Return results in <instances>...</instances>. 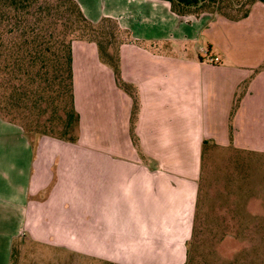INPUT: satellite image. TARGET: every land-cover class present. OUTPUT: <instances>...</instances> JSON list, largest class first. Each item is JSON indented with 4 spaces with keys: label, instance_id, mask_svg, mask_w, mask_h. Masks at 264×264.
Segmentation results:
<instances>
[{
    "label": "crops",
    "instance_id": "0c3cea01",
    "mask_svg": "<svg viewBox=\"0 0 264 264\" xmlns=\"http://www.w3.org/2000/svg\"><path fill=\"white\" fill-rule=\"evenodd\" d=\"M76 1L90 21L111 17L128 31L119 67L137 111L131 127V97L95 43L74 40L76 141L35 137L0 117V264H11L22 234L91 246L116 263L179 264L204 140L264 154V68L254 71L264 62V4L235 19L178 15L166 0ZM187 44H205V55Z\"/></svg>",
    "mask_w": 264,
    "mask_h": 264
},
{
    "label": "rangeland",
    "instance_id": "374dc122",
    "mask_svg": "<svg viewBox=\"0 0 264 264\" xmlns=\"http://www.w3.org/2000/svg\"><path fill=\"white\" fill-rule=\"evenodd\" d=\"M246 3L242 11L253 2ZM222 11L234 16L242 13L229 8ZM190 15L197 16H184ZM127 38L126 34L116 32L112 47L108 49L114 59L119 43ZM194 45L198 49L201 47L200 44H187L186 50L193 51ZM204 47L205 44L202 50L200 48V56L205 55ZM43 95L45 100V96L53 93ZM44 100H40L36 108L25 99L20 108L5 102L9 109L12 108L10 115L6 113L5 116L24 126L32 136H59L61 121L56 116L63 114V103L57 101L53 106ZM55 107L58 108L56 112ZM77 129L78 125L71 132L75 137ZM22 235L14 244L11 264H123L93 254L96 251L91 246L87 250L53 248L28 241ZM178 261L179 264H264V154L215 147L212 143L204 146L192 227L185 254Z\"/></svg>",
    "mask_w": 264,
    "mask_h": 264
},
{
    "label": "trees",
    "instance_id": "16d2710c",
    "mask_svg": "<svg viewBox=\"0 0 264 264\" xmlns=\"http://www.w3.org/2000/svg\"><path fill=\"white\" fill-rule=\"evenodd\" d=\"M166 1L174 13L184 16L203 12L228 15L223 8L240 12L248 0ZM250 1L264 4V0ZM249 7L239 16H228L235 19L245 17ZM117 31L129 36L128 31L111 17L90 21L76 0H0V117L12 122L5 116L6 113L10 115L12 109L8 108L9 103L13 108H20L25 99L36 108L40 100H44L43 94L51 92L53 95L45 96L44 101L53 106L57 101L63 103V114L56 116L61 121L59 136H51L75 142L76 137L71 132L78 125L79 116L74 107L72 42L84 40L95 43L101 60L113 71L115 84L131 97L132 127L138 107L136 90L120 75L118 52L114 59L108 51ZM262 68L264 62L254 71ZM57 109L55 107L54 111ZM207 143L204 140L203 148Z\"/></svg>",
    "mask_w": 264,
    "mask_h": 264
},
{
    "label": "built area",
    "instance_id": "2783aa9c",
    "mask_svg": "<svg viewBox=\"0 0 264 264\" xmlns=\"http://www.w3.org/2000/svg\"><path fill=\"white\" fill-rule=\"evenodd\" d=\"M208 59L210 62H213V63L218 61V57H216V56L209 57Z\"/></svg>",
    "mask_w": 264,
    "mask_h": 264
}]
</instances>
